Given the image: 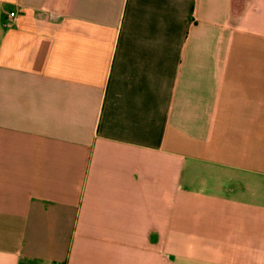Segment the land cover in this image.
Returning a JSON list of instances; mask_svg holds the SVG:
<instances>
[{
    "label": "crops",
    "instance_id": "1",
    "mask_svg": "<svg viewBox=\"0 0 264 264\" xmlns=\"http://www.w3.org/2000/svg\"><path fill=\"white\" fill-rule=\"evenodd\" d=\"M0 264H264V0H0Z\"/></svg>",
    "mask_w": 264,
    "mask_h": 264
},
{
    "label": "built area",
    "instance_id": "2",
    "mask_svg": "<svg viewBox=\"0 0 264 264\" xmlns=\"http://www.w3.org/2000/svg\"><path fill=\"white\" fill-rule=\"evenodd\" d=\"M14 15H15V12H14V11H10V12L8 13V17H9V18H12Z\"/></svg>",
    "mask_w": 264,
    "mask_h": 264
}]
</instances>
